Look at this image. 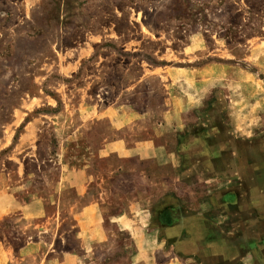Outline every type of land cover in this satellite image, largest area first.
<instances>
[{"label": "rangeland", "instance_id": "rangeland-1", "mask_svg": "<svg viewBox=\"0 0 264 264\" xmlns=\"http://www.w3.org/2000/svg\"><path fill=\"white\" fill-rule=\"evenodd\" d=\"M0 264H264V0H0Z\"/></svg>", "mask_w": 264, "mask_h": 264}, {"label": "crops", "instance_id": "crops-1", "mask_svg": "<svg viewBox=\"0 0 264 264\" xmlns=\"http://www.w3.org/2000/svg\"><path fill=\"white\" fill-rule=\"evenodd\" d=\"M168 157H170L171 159H154V160H157V162H158L159 164H163V163L165 164V163H167V162L172 161V153H168ZM168 157H167V158H168ZM83 174H86V172H83V173H81V174H79L78 172H75V178L79 177V178L82 179L83 177H85V176H83ZM78 180H79V179H78ZM82 182H83V181H82ZM82 182H81V183H82ZM81 213H82V214H87V213H89L90 216H92V218L95 219V218H96V214H97V210H96V208L94 207V205H90V206L84 208V210L81 211ZM95 221H96V222L98 221V217L95 219ZM97 224H98V223H97ZM94 227H95L96 229H98V226H97L96 224H94ZM94 227H93L92 223H89V224H84V226H83L82 228L85 229V230L90 231L91 236H94L96 233L99 234V232H98Z\"/></svg>", "mask_w": 264, "mask_h": 264}]
</instances>
